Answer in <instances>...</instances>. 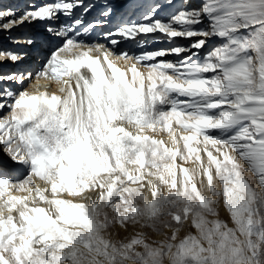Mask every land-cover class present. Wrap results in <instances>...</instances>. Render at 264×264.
<instances>
[{"label": "snow or ice", "instance_id": "1", "mask_svg": "<svg viewBox=\"0 0 264 264\" xmlns=\"http://www.w3.org/2000/svg\"><path fill=\"white\" fill-rule=\"evenodd\" d=\"M115 15L0 0V31L41 26L0 47V264H264V0H156L84 42Z\"/></svg>", "mask_w": 264, "mask_h": 264}, {"label": "bare ground", "instance_id": "2", "mask_svg": "<svg viewBox=\"0 0 264 264\" xmlns=\"http://www.w3.org/2000/svg\"><path fill=\"white\" fill-rule=\"evenodd\" d=\"M35 1V0H34ZM38 1V0H37ZM42 2V1H41ZM101 3L104 2V0H100ZM109 2H114V5L116 6V15L113 17L112 21L106 25L103 29H96V33L98 34L96 39L93 41L85 40V43H105V40L103 38L102 33L104 31H107L109 28L114 29L115 26L119 23L121 19L127 20L130 17L135 18L132 14L136 13L139 14L141 11H146L147 10V5L149 3L156 2V0H109ZM159 2L163 3L164 0H159ZM29 3H34L33 1L30 2V0H3V4L5 6H15V8L20 11L23 10ZM36 3V2H35ZM37 4V3H36ZM96 13L93 12L92 16H95ZM91 18V17H89ZM39 28L38 26H35L33 24H24L18 28H14L10 33L8 32H3L0 31V47H7L9 49L13 48L14 45L11 43V41L8 39L9 36L13 38H19V37H28V36H35L41 32V29L39 31H35L36 29L34 28ZM34 28V29H33ZM148 42H150L148 45L149 48H152L153 46H161L163 45L162 48H168L171 47L172 45L167 43V42H156L153 37L149 36L147 37ZM57 44V41L53 40L52 43L50 44H45L41 49L39 55L36 54L35 50L30 49V51L33 52V56L31 59L26 60L23 64L19 65L20 70H27L33 73V78L31 80V83H26V87L29 91H44L45 90V84L46 82L42 79H37L35 74L36 72L40 71L44 65L45 59L43 58V53L48 52L51 53L52 51L55 50V46ZM125 45H121V48H124ZM46 48H48V51H46ZM43 58V59H42ZM16 68L12 65H5L0 67V71H15ZM58 85H51L50 91H57ZM57 94H59L57 92ZM160 138V137H158ZM165 140L167 137H163ZM171 147L172 145H168ZM195 146V144H194ZM202 158L203 154H202ZM179 158H177L178 161ZM206 159V158H205ZM176 161V163H177ZM194 158L189 159V161L184 162V167L192 169L195 167V164L193 163ZM182 163V162H181ZM178 164V163H177ZM191 174V173H190ZM10 178L15 180L16 176L15 174L10 173ZM199 187V185H198ZM17 195L21 193H16ZM223 216L227 218L226 213H222ZM155 239H158V237L155 236Z\"/></svg>", "mask_w": 264, "mask_h": 264}, {"label": "rangeland", "instance_id": "3", "mask_svg": "<svg viewBox=\"0 0 264 264\" xmlns=\"http://www.w3.org/2000/svg\"><path fill=\"white\" fill-rule=\"evenodd\" d=\"M17 1V0H16ZM36 2L37 3V5H39V4H41V3H43L44 2V0H30V2ZM42 1V2H41ZM108 2H109V0H108ZM35 3V4H36ZM110 3H112L113 5H114V2H110ZM12 7V6H11ZM13 8H15V6H13ZM34 25L35 26H38L39 28H35L34 26V28L36 29L35 31L37 32V31H39L40 29H41V26L39 25V24H36V23H34ZM33 28V29H34ZM55 41V40H54ZM150 43V42H149ZM148 45H150V44H148ZM163 47V45H161V46H159V45H157V46H153L152 48H150V49H155V48H162ZM46 51H48V48H46ZM50 54L51 53H48V52H45V53H43L42 55H43V58L45 59V61H42V64H43V62H47V58L50 56ZM42 58V59H43ZM44 63V64H45ZM194 144H195V142H194ZM179 158V157H178ZM192 158H195L194 157V154H193V156L190 158V159H192ZM182 161L180 160V159H178V161H177V163L178 164H180ZM245 167H247L246 165H245ZM243 175L245 176V178L251 183V185H252V187L254 188V189H257V190H259L258 189V181L254 178V176H253V174L251 173V172H244L243 173ZM221 218H225L226 219V217L225 216H223V214H221ZM193 232L195 231L194 229L192 230ZM185 233L182 231V233H181V235H184ZM152 239H155V235H153L152 236Z\"/></svg>", "mask_w": 264, "mask_h": 264}]
</instances>
